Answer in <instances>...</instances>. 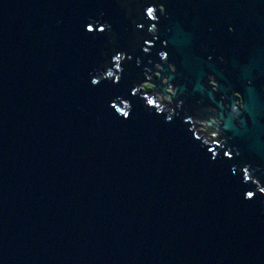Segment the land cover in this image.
<instances>
[{
  "label": "water",
  "instance_id": "1",
  "mask_svg": "<svg viewBox=\"0 0 264 264\" xmlns=\"http://www.w3.org/2000/svg\"><path fill=\"white\" fill-rule=\"evenodd\" d=\"M261 7L0 0V264H264Z\"/></svg>",
  "mask_w": 264,
  "mask_h": 264
},
{
  "label": "flooded vegetation",
  "instance_id": "2",
  "mask_svg": "<svg viewBox=\"0 0 264 264\" xmlns=\"http://www.w3.org/2000/svg\"><path fill=\"white\" fill-rule=\"evenodd\" d=\"M262 8V9H261ZM260 8V10H259V13H260V15L261 16H264V8L263 7H261ZM158 10V9H157ZM159 11V10H158ZM164 13V12H163ZM238 26H241V25H237L236 27H238ZM152 30H156L155 28H153ZM151 30V31H152ZM235 28H234V26H233V24L231 23V33L233 34V36H235ZM231 38H233V37H231ZM252 38V37H251ZM245 57H242L240 54H237V53H235V51H233L232 49H231V83H264V73L263 74H258L257 73V71L255 72V74H253V77H248L247 79H242V76L240 75V73H239V69H238V67H239V65L241 64H245L246 62H245ZM164 62V61H163ZM161 66H158V65H155V71H157L158 73H153V76H154V78H153V81L154 82H156L157 81V79L159 80V73L161 72V70H162V67L160 68ZM173 68V66L172 65H170L169 66V68L172 70V68ZM152 74V73H151ZM254 75L255 76H257V77H254ZM165 79L166 78H164L163 80H161L162 82L161 83H165ZM212 80V83H214V77H212V78H210V81ZM166 81H167V79H166ZM165 86H167L168 88H173V86L172 85H170L168 82H166V84H165ZM214 86L216 87V84L214 83ZM140 91L142 92V91H144L142 88H141V86H140ZM145 92V91H144ZM143 93V92H142ZM148 95H152L154 98L156 97V95H155V93L154 92H147L146 93V96H148ZM234 98L235 99H237V107H240V108H242V101H243V99H242V97L240 96V95H235L234 96ZM157 103V102H156ZM159 104V103H158ZM207 110L209 111L208 113H206V116L207 117H205L204 119H207V121L209 120V119H215V118H218L217 117V111H216V109H213V108H211V107H208L207 108ZM196 117H198L197 119H200V117L199 116H196ZM195 120L196 119H192V128H193V130H195V132L197 133V134H200V132H201V130H199V126H201L199 123H195ZM207 124V126L210 128V129H213V131H215L214 129H215V126H213V127H210V125L208 124V122L206 123ZM205 125V124H204ZM204 125H202L203 127H204ZM209 129V130H210ZM219 133V132H218ZM220 137L222 136V133H221V131H220ZM218 142V140L215 142V143H217Z\"/></svg>",
  "mask_w": 264,
  "mask_h": 264
},
{
  "label": "rangeland",
  "instance_id": "3",
  "mask_svg": "<svg viewBox=\"0 0 264 264\" xmlns=\"http://www.w3.org/2000/svg\"><path fill=\"white\" fill-rule=\"evenodd\" d=\"M159 11L162 13V12H164V8L163 7H159ZM150 31V30H149ZM155 30H152V31H150V34H152V35H154L155 34V32H154ZM161 68V67H160ZM172 68V67H171ZM174 68H172V70H173ZM154 78V77H153ZM153 78L152 77H150V76H148V78H147V80L146 81H150V82H153ZM159 79H161V77H160V75H159ZM158 80V79H157ZM166 79H165V83H163V85H165L166 84ZM148 84H150V83H143L142 85H141V87H147V85ZM142 89H144V88H142ZM149 92H154L155 93V95H156V97L154 98L155 99V101L157 102V103H159L160 105H162V106H170L171 105V103H172V100L170 99V98H167V97H165V96H163V94H161L160 93V91H158V90H156V88H151V90H148ZM148 91H146V93L148 92ZM169 92H171L172 91V89H169L168 90ZM143 93V95H145L146 96V93L144 92V91H142ZM163 103V104H162ZM166 104V105H165ZM179 104H181V102L179 103ZM182 105V104H181ZM196 120H195V123H199L201 126H199V130H201V132H200V136L201 137H203L205 140H206V142L208 143V142H211L212 144L214 143V142H216L217 140H218V138H219V134H220V130L218 129V128H215L214 130L215 131H213V129H210L208 126H207V124H206V122L205 121H203V120H201V119H197V118H195ZM215 120L217 121L218 120V122H219V119L218 118H215ZM205 124V125H204ZM202 125H204V127L202 126ZM210 129V130H209ZM219 132V133H218ZM222 137V136H221ZM210 144V143H209Z\"/></svg>",
  "mask_w": 264,
  "mask_h": 264
},
{
  "label": "bare ground",
  "instance_id": "4",
  "mask_svg": "<svg viewBox=\"0 0 264 264\" xmlns=\"http://www.w3.org/2000/svg\"><path fill=\"white\" fill-rule=\"evenodd\" d=\"M222 61H225V60L222 59ZM138 65H139V63H138ZM170 65H171V64L168 65V68H169ZM139 66H140V65H139ZM172 66H173V65H172ZM173 67H174V66H173ZM145 69H148V68H145ZM148 70H149V69H148ZM145 71H146V70H145ZM161 72H162V70H161ZM147 73H148V74H151L152 71L150 70V72H147ZM143 76H145V74H143ZM168 77H169V76H168L167 74L164 75V78L167 79V82H168L170 85H172L171 82L168 81ZM212 77H213V76H210V78H212ZM164 78H161V80H163ZM211 81H212V80H211ZM156 82H157V81H156ZM215 84H216V83H215ZM163 86H165V85H163ZM172 86H173V85H172ZM167 88H168V87H167ZM173 88H174V87H173ZM223 100L226 101L224 97H223ZM225 104H227V101L225 102ZM242 105H243V101H242ZM236 107H237V104H236ZM216 111H217V110H216ZM217 117H218V111H217ZM211 120H215V119H214V118H213V119H209L207 122L210 123ZM215 121H216V120H215ZM216 122H218V120H217ZM219 123H220V121H219ZM213 126H216V125H211L210 127H213ZM216 127H217V126H216ZM218 129L221 131L220 128H218ZM221 133H222V131H221Z\"/></svg>",
  "mask_w": 264,
  "mask_h": 264
},
{
  "label": "trees",
  "instance_id": "5",
  "mask_svg": "<svg viewBox=\"0 0 264 264\" xmlns=\"http://www.w3.org/2000/svg\"><path fill=\"white\" fill-rule=\"evenodd\" d=\"M156 9V8H155ZM151 28H156L154 25H151ZM150 31L152 30V29H149ZM130 59H131V57H129ZM127 61H128V59H127ZM126 63V60L124 61V64ZM139 65H140V63H139ZM114 69L115 70H117V67L116 66H114ZM146 70V72H150V70H148V69H144V71ZM148 76L149 75H147V74H145V78H146V80H147V78H148ZM154 86L153 85H151V84H148L147 85V87H141V88H144L143 90L145 91V93H146V91H148V90H151V88H153Z\"/></svg>",
  "mask_w": 264,
  "mask_h": 264
},
{
  "label": "snow or ice",
  "instance_id": "6",
  "mask_svg": "<svg viewBox=\"0 0 264 264\" xmlns=\"http://www.w3.org/2000/svg\"><path fill=\"white\" fill-rule=\"evenodd\" d=\"M151 12H152V9H149V14H151ZM89 31H92V29H89ZM92 83L93 84H96V83H98L97 81H92ZM261 191H264V189H262ZM247 199L249 200V201H251L252 199H253V194L251 193V192H249L248 194H247Z\"/></svg>",
  "mask_w": 264,
  "mask_h": 264
}]
</instances>
